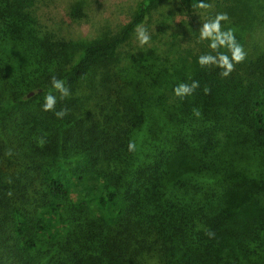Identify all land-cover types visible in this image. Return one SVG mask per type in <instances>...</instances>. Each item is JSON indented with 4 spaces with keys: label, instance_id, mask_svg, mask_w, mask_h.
I'll use <instances>...</instances> for the list:
<instances>
[{
    "label": "trees",
    "instance_id": "1",
    "mask_svg": "<svg viewBox=\"0 0 264 264\" xmlns=\"http://www.w3.org/2000/svg\"><path fill=\"white\" fill-rule=\"evenodd\" d=\"M40 1L0 0V264H264V0H228L237 41L256 45L227 78L197 63L208 46L173 70L111 73L161 0L86 45L44 25Z\"/></svg>",
    "mask_w": 264,
    "mask_h": 264
},
{
    "label": "rangeland",
    "instance_id": "2",
    "mask_svg": "<svg viewBox=\"0 0 264 264\" xmlns=\"http://www.w3.org/2000/svg\"><path fill=\"white\" fill-rule=\"evenodd\" d=\"M138 1L42 0L39 2L37 15L44 25L61 36L86 45L99 40L105 32L117 33L130 21ZM209 3L211 8L205 11L190 9L181 0H161L143 25L151 37L149 43L141 46L135 33L121 47L111 73L116 71L120 74L124 69L126 72L130 68L134 74L139 75L140 69L142 74H146L156 71L162 64L168 67L172 64L176 68L185 58L191 61L193 56L201 53L208 45L207 41H199L202 23L217 13L227 12L226 6L230 4L228 0H209ZM237 19L238 16L233 14L231 21L225 22L223 27L237 31L240 27L235 24ZM248 45L246 50L252 53V47L256 44L251 41ZM86 92L88 93L84 98H90V91L84 87V91L77 93L78 99L83 98L82 94ZM164 95L173 97L175 94L167 90ZM71 96L75 97L72 92Z\"/></svg>",
    "mask_w": 264,
    "mask_h": 264
},
{
    "label": "clouds",
    "instance_id": "3",
    "mask_svg": "<svg viewBox=\"0 0 264 264\" xmlns=\"http://www.w3.org/2000/svg\"><path fill=\"white\" fill-rule=\"evenodd\" d=\"M195 8L200 10H208L211 8V4L207 0H199L198 3L194 5ZM230 20L227 13H217L214 17H211L202 23V27L199 29V41H207L208 48L211 50L208 53L201 54L197 58V63L201 68H211L216 67L221 69L219 75L223 78H227L235 70V65L243 63L247 58V53L244 50L242 44H240L235 35V29L223 27L225 22ZM136 39L141 46L149 43L151 37L148 33L147 28L137 25ZM221 49H226L227 51H221ZM215 53V55L213 54ZM230 54V55H229ZM52 88L59 93V99L64 100L71 95L70 88L66 85V81L59 79L56 76L51 77ZM200 87L199 81L193 80L190 84L180 83L174 89L173 92L177 97L184 98L193 95L195 90ZM210 90L205 87L204 92L208 94ZM57 97L49 92L45 96L42 109L45 112H54V115L58 119H62L67 115V109H61L56 111ZM193 115L199 117L201 112L198 108H193ZM46 141L43 138L37 140V144L43 147ZM128 150L135 151V142L130 141L128 144ZM11 155V151L7 153ZM11 193H9L10 195ZM206 235L209 238L214 237L212 231H207Z\"/></svg>",
    "mask_w": 264,
    "mask_h": 264
},
{
    "label": "water",
    "instance_id": "4",
    "mask_svg": "<svg viewBox=\"0 0 264 264\" xmlns=\"http://www.w3.org/2000/svg\"><path fill=\"white\" fill-rule=\"evenodd\" d=\"M33 94H34V92H31V93H30V96L33 95Z\"/></svg>",
    "mask_w": 264,
    "mask_h": 264
}]
</instances>
